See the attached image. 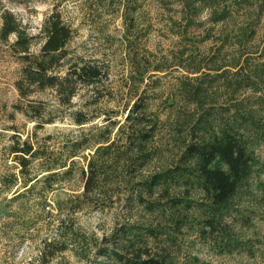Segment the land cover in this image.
Instances as JSON below:
<instances>
[{
    "label": "trees",
    "instance_id": "trees-1",
    "mask_svg": "<svg viewBox=\"0 0 264 264\" xmlns=\"http://www.w3.org/2000/svg\"><path fill=\"white\" fill-rule=\"evenodd\" d=\"M188 1L189 9L196 14L207 10L209 20L216 24L230 19L234 11L238 15L242 7L240 0ZM125 6L122 0L121 7ZM249 17L244 14L245 22L251 21ZM247 26L243 23L237 30L238 44L255 38L254 29ZM75 32L57 11L41 22L37 36H31L11 11L0 13V42L16 59L19 72L13 83L19 101L8 117L13 123L19 113L34 123L25 140L14 124L4 129L12 135L3 148L10 165L0 173V222L15 213L10 212L15 204L28 200L34 192V206L43 213L48 194H54L64 179H74V169L79 166L76 178L80 189L64 200L54 199L57 211L67 209L72 214L121 207L119 213L126 211L128 217L100 239L94 234L86 236L71 218L62 219L58 239L45 241L40 249L39 264H50L56 253L70 248L84 260L94 257V264H176L170 253L154 251L150 245L160 238L174 241L167 227L174 235L195 229L199 239L222 252L245 248L247 241L232 228L239 225L244 229L250 224L243 212L247 205L240 201L264 196L260 179L264 160L257 154L264 140L260 123L264 69L259 65L263 55L236 54V61L217 66L212 60L196 67L178 64L183 72L178 86L184 88L193 107L192 114L178 123L187 128L184 134L183 128L164 125L143 103L147 82L158 77L157 72L164 73V68L158 65L148 72L144 64L143 69L132 67L134 60L126 51L131 71L119 105L113 93L102 94L108 90L104 81L109 69L70 50ZM11 36L14 40L10 43ZM36 44L40 46L34 52ZM183 56L184 52L179 58L185 63L193 58ZM201 75L223 84L226 104L214 106L217 100L207 93L213 86H203ZM227 75L230 78H225ZM47 90L54 95L53 105L34 99ZM246 91L251 95L244 96ZM106 102H112L113 108L105 109ZM66 119L74 130L55 131L63 139L58 147L48 146L53 139L50 134L38 144L37 132ZM159 126L176 131L167 141L159 139L163 132ZM133 209L140 211L132 214Z\"/></svg>",
    "mask_w": 264,
    "mask_h": 264
},
{
    "label": "rangeland",
    "instance_id": "rangeland-1",
    "mask_svg": "<svg viewBox=\"0 0 264 264\" xmlns=\"http://www.w3.org/2000/svg\"><path fill=\"white\" fill-rule=\"evenodd\" d=\"M121 2L122 0H0V13L3 10L11 11L20 24L27 27L31 36H37L41 22L53 12H59L63 20L76 31L69 45L70 50L73 49L77 55H83L87 60L95 59L101 67L109 69V77L104 81L108 90L102 94L113 93L112 97L119 105L123 103L121 98L126 92L125 81L131 71L126 51L130 54V60H134L132 67L143 69L144 64L150 72L154 66H161L165 72H157L158 77L147 82L146 93L142 95L143 103L149 113L158 115L160 120L165 122L164 125H174L177 130L183 128L184 134L187 128L178 123L192 114L193 107L185 98L184 88L180 89L178 86L177 81L183 75L178 64L196 67L206 65L212 60L216 66L226 65L236 61L233 58L236 54L257 52L264 57V0H247V3L240 0V13L236 15L234 11L230 19L218 24L209 20L207 10L196 14L192 8L189 9L188 0H125L124 8L121 7ZM244 14L251 15V21L245 22ZM243 23L254 29L256 36L250 43L241 40L238 44L239 40L235 34ZM13 40L14 37L11 36L9 42ZM221 43L226 45L221 47ZM39 46L34 45L33 51L37 52ZM219 47L221 48L218 49ZM182 52L183 59H187L189 55L193 56L190 63H185L179 58ZM213 55L216 57L213 58ZM259 65L264 69V58L260 60ZM18 75L16 59L9 55L7 46L0 42V173H4L6 166L10 165L9 159L4 156L3 148L9 144V136L12 133L6 132L5 127L14 124L22 134L23 140L33 131L34 123L27 121L21 114L14 115L13 123L8 117L13 112V105L19 101L17 91L13 87ZM200 81L204 83L203 86L212 84V91L210 89L207 93L217 100L214 106L226 104L228 97L223 95L222 83L207 76H203ZM250 95L248 91L244 93V96ZM37 97L34 99L54 104V95L50 90ZM74 101H77V98ZM113 106L112 102L104 103L105 109H111ZM217 111L218 108L215 112ZM261 111L263 112L260 123L264 127V108ZM70 124V120L66 119L63 123L45 127L44 131L37 132L38 144L42 145L43 138L50 134L53 139L48 142V146L58 147L63 140L58 132L73 131L74 128ZM160 129L163 132L159 139L166 141L176 131L173 128L169 131L162 127ZM262 142L257 154L264 160V140ZM78 167L74 169V179H64L54 194H48L47 206L43 213L34 206L37 196L34 192L28 200L15 204L13 211L10 210L15 213L9 214L0 222V264H39L40 249L45 241L58 239V222L62 219L71 218L74 226L81 228L86 236L94 234L99 239L104 234L108 235L115 224H123L129 213H119L121 207L104 212L93 209L72 214L67 209L57 211L54 199L64 200L68 195L78 193L80 189L76 178ZM260 179L264 182V175ZM240 202L247 205L243 212L248 216L250 224L244 229L239 228V225L233 226L232 229L247 241L243 249L232 253L222 252L199 239L195 229L187 228L183 230V234L174 235L171 227L166 229L174 239L172 243L160 238L150 245L154 251L170 253L172 261L176 264H264V196L258 195L255 200L245 198ZM139 211L133 209L132 214ZM121 214L122 217L118 218ZM227 221L231 224L232 220ZM72 250L70 248L63 253H56L50 264L95 263L94 257L84 260L77 257ZM76 251L79 253V248Z\"/></svg>",
    "mask_w": 264,
    "mask_h": 264
}]
</instances>
